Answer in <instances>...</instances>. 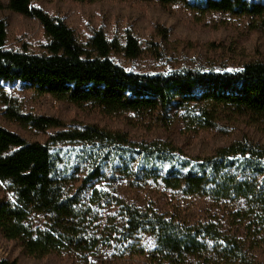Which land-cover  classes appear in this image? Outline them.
Instances as JSON below:
<instances>
[{
	"label": "trees",
	"instance_id": "obj_1",
	"mask_svg": "<svg viewBox=\"0 0 264 264\" xmlns=\"http://www.w3.org/2000/svg\"><path fill=\"white\" fill-rule=\"evenodd\" d=\"M140 1L247 16L253 26L264 29V3L260 0ZM32 2H0V10L36 19L48 40L43 54L7 50L6 24L0 20V102L9 121L39 133L56 132L47 134L43 143L28 142L0 126V183L7 193L0 202V234L34 258L64 246L81 251L84 244L99 243L87 227L91 211L86 198L95 182L124 180L136 188L158 179L165 188L183 195L231 204L226 222H238L245 232L252 228L264 239L263 147L240 141L208 157H188L180 151L176 154L169 145L152 142L141 144L138 158L128 160L129 149L114 148L131 144L122 132L90 124L72 127L55 117L24 114L4 88L25 84L38 96L90 105L107 114L132 113L142 120L159 121L175 111L185 123L211 130L221 107L264 121V63L231 72H129L109 60L112 43L102 31L95 32L83 49L70 28ZM128 40V54L134 56L136 42L131 37ZM117 158L121 160L119 177L104 171ZM109 198L120 209L129 234L149 233L155 239V254L168 264H258L249 261L240 241L230 240L218 226L184 229L120 197ZM35 216H41L43 224L33 228ZM0 264L17 262L0 260Z\"/></svg>",
	"mask_w": 264,
	"mask_h": 264
},
{
	"label": "rangeland",
	"instance_id": "obj_2",
	"mask_svg": "<svg viewBox=\"0 0 264 264\" xmlns=\"http://www.w3.org/2000/svg\"><path fill=\"white\" fill-rule=\"evenodd\" d=\"M7 1L0 0L3 5ZM32 5L61 20L83 49H87L95 32L102 31L112 43L109 60L129 72L170 74L186 69L231 72L247 64L264 63V29L253 26L247 16L204 13L179 4L162 6L155 1L140 0H33ZM0 20L6 24L5 49L45 53L48 40L36 19L2 9ZM129 37L136 42L134 56L128 54ZM4 88L24 114L55 117L70 122L72 127L90 124L122 132L131 144L114 148L129 149L128 160L138 158L141 144L152 142L169 145L177 150L176 154L180 151L188 157H208L240 141L264 148V121L240 110L221 107L214 116L215 128L203 130L185 123L181 113L175 111L159 121L142 120L132 113L107 114L90 105L77 106L48 95L38 96L25 84ZM5 112L6 107L0 102V126L28 142L43 143L47 134L56 132L44 134L19 126L9 121ZM120 164L117 158L104 171L119 177ZM129 184L124 180L115 183L101 180L89 189L86 201L91 212L87 227L91 235H97L98 244H84L81 251L64 246L42 258H34L25 255L17 242L0 234V260H15L17 264H168L155 254V239L149 233L129 234L120 209L109 198L117 196L149 214L163 215L184 229L218 226L230 240L240 241L250 262L264 264L261 234L252 228L247 232L240 230L238 222H226L231 204L183 195L165 188L158 179H150L136 188ZM5 196V187L0 183V202ZM31 224L33 228L41 226L42 217H32Z\"/></svg>",
	"mask_w": 264,
	"mask_h": 264
},
{
	"label": "bare ground",
	"instance_id": "obj_3",
	"mask_svg": "<svg viewBox=\"0 0 264 264\" xmlns=\"http://www.w3.org/2000/svg\"><path fill=\"white\" fill-rule=\"evenodd\" d=\"M3 260H5V259H3Z\"/></svg>",
	"mask_w": 264,
	"mask_h": 264
}]
</instances>
